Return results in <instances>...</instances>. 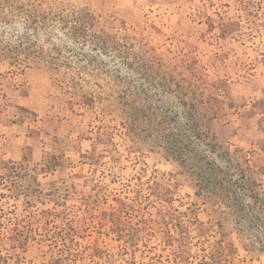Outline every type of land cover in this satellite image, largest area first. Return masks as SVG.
I'll use <instances>...</instances> for the list:
<instances>
[{"label":"rangeland","instance_id":"1","mask_svg":"<svg viewBox=\"0 0 264 264\" xmlns=\"http://www.w3.org/2000/svg\"><path fill=\"white\" fill-rule=\"evenodd\" d=\"M84 9L95 17L97 39L88 36L89 19L81 14ZM260 15L264 18V9ZM107 18L103 10L89 7L84 0H0V57L4 56L0 73H10L18 85L23 84L21 94L28 87L27 69L33 76H37L33 71L44 73L46 83L40 84L48 92L47 101L65 118L60 127L74 131L72 140L58 139L50 151L63 155L60 168L44 178L39 175L38 181L54 182L65 189L72 185L80 194L98 184V203L84 206L80 203L83 196L65 203L68 219L79 234L72 246L80 258L76 264H127L132 257L135 264H157L154 254L162 248L157 231L143 232L131 250L109 231L103 218L117 208L116 199L128 197L134 203L135 216L154 220L159 204L149 196L153 182L165 184L174 193L173 207L184 213L185 220L194 221L195 215L198 221L196 227L187 224L193 264H264V155L258 146L264 142V26L253 38L243 33L246 47L233 50L229 40L211 45V37L207 45L196 41L198 34L173 33L170 24L162 35L151 30L141 35L138 27L128 28ZM192 47H196L194 52ZM181 48L203 62L208 82L218 79L226 83L229 101L224 100L221 131L212 126L219 130L215 139L209 133L212 140L206 138L202 122L189 141L175 133L182 151L170 159L161 136L183 124V107L173 94L148 86L141 65L162 63L164 74L171 75L173 68L176 74L174 65ZM6 49L9 52L3 53ZM12 59L21 62L20 66L12 67ZM122 80L124 87L131 82L145 88L150 99L142 100L148 106L144 112H156L162 125H153L152 119L133 124L128 120L129 110L118 98ZM1 85L2 92L16 95L5 81ZM187 95L189 98V92ZM174 116L178 121L170 125ZM186 128L180 126L184 137ZM79 136L91 138V148L88 142L80 143ZM211 174L222 179L220 187L213 188L202 179L209 181ZM6 194V188L0 186V195ZM23 202L22 198H0V208L14 220L29 223L28 216L35 211H24ZM36 207L48 209L52 203ZM60 226L52 220L48 226L30 231L32 238L19 253L26 264H49L60 254L65 238ZM93 247L118 257L109 263L94 259L89 249ZM6 249L3 244L2 254Z\"/></svg>","mask_w":264,"mask_h":264},{"label":"trees","instance_id":"2","mask_svg":"<svg viewBox=\"0 0 264 264\" xmlns=\"http://www.w3.org/2000/svg\"><path fill=\"white\" fill-rule=\"evenodd\" d=\"M81 14L86 15L89 19L87 28L89 32L88 36L92 39H97L98 36L93 34L95 28L94 22H96L94 15L89 10L85 9ZM78 31L82 30L78 29ZM98 32L100 34L104 33L102 31ZM76 34V32H71L73 36ZM80 34L79 36L83 38L84 36L86 37V34ZM7 52H9L8 49L3 53ZM3 58L4 56L1 55L0 62ZM26 60L25 64L28 66V61L26 62ZM12 61L9 62V64L14 67L20 66L21 62ZM162 65V63H156L154 65L150 62H145L141 65V69H143L144 79L148 86L153 87L156 92L166 90V92L173 94L183 107V112H181V114L184 120L182 122L185 127H187L184 131L188 132L189 136L186 135V137H184L181 135L180 126L183 124L179 123V126L176 125V121L178 120L175 116L171 118L170 125L174 124L176 126L170 128L171 131L169 134L161 136L164 141L166 156L172 159L180 156L182 151L176 138H174L175 133L176 137L181 136L182 139L186 138V140L189 141L191 132H198L202 124L206 129V138L209 137L210 140H212L211 137L213 139L217 137V130L216 128L213 129L212 126L215 124L217 129H221L219 127L220 118L224 117L225 114L223 106L225 104L224 100H229L226 98L228 96H225V93H227L226 83L218 80L208 82L204 77L203 68L197 63L192 53H187L184 59H181L179 65H175L178 69L176 74L174 68L172 69L171 75L164 74L161 70ZM0 79V87H2V81H5L16 94L19 93L21 87L22 89L24 87L23 84L18 85L15 77L10 73H0ZM119 82H121V80ZM122 82L123 87L119 90L118 94L120 95L118 98L123 101V106L129 110L128 120L133 124L143 119H152L153 125H162V122L158 121V119L156 120L158 117L156 112L145 113V109L148 108V106L142 100L147 101L150 99L145 88H143L142 85L138 87L131 82L127 84V87H124V80H122ZM187 92L190 94L189 98ZM15 103V95L9 96L0 89V115L3 113L4 109L13 108L15 110V115L30 119L33 114L25 109L17 107ZM144 104L145 108L143 106ZM228 104V107H230L232 103L230 102ZM161 127L162 130L166 129L165 126ZM153 131L158 132L156 128H154ZM202 136L203 135H201L200 138ZM155 138L159 139L158 136H155ZM258 146L261 153L264 155V142L260 141ZM57 160L58 157L49 156L48 160L39 163L29 164V162L23 160L20 162L4 163L0 167V186L1 189L2 186L6 188V197L14 201H18L22 198L24 201V211L30 209H34L35 211L34 214H29L28 216L30 222L24 223L22 220H14L10 213L7 215L4 213L3 209L0 208V249L3 244L5 247L7 246L3 254L0 251V264H26L24 258L21 257L19 253L24 252L27 243L31 240L30 231L32 233V229L48 226L52 220L60 222L61 226L58 229L62 231V235L65 238L62 244L63 249L60 254L52 258L49 264H76L77 259H80L77 258L76 250L72 248L75 244L74 240L76 237H79V234L76 232L74 226L71 225L70 218L68 219V211L66 209L67 207H65V203L73 199L78 201L82 196L84 198L80 200L82 201L80 203L84 206L90 203H98L100 200L98 184H95V186L91 185V187L88 188L89 192L84 194H80L81 192L76 193L77 191L72 185L65 189L64 187L61 188L57 186V183L54 182L41 184L38 181V176L54 171L55 167L59 166ZM209 178V181H207L206 177L202 176V179H205L206 183L209 182V185L213 188L215 185L221 186L220 183L222 179L218 178V176L211 174ZM209 194H212V192L209 191ZM149 196L154 202L159 204L155 210L156 216L154 220H144V218L135 216L137 212L134 209V203L128 197H123L122 199L115 200L118 204L115 210L103 216V218H105L104 221L109 224V231L119 241L124 243L125 247L127 246L132 250L137 246L138 237L141 236L143 232L146 230H155L160 235V243L162 245L160 253L154 254L155 263L193 264L191 262L190 242L187 236V224L194 225L195 227L198 225L195 215L194 221L184 219V213L179 212L173 207L174 193L169 190L165 184L153 182L149 191ZM6 197L0 195L1 199ZM48 203H52L51 208H41L38 210L36 207H43ZM57 207H63L64 209L58 210ZM124 217L128 218L129 221L126 223L122 222ZM132 218L136 219L134 223L130 222ZM151 227H153V229ZM89 249L92 258L99 259L105 263L114 261L115 258L118 257L117 255L115 256L114 254H108L103 250H99L98 247ZM210 257L212 258V255ZM127 264H135L134 258L132 257Z\"/></svg>","mask_w":264,"mask_h":264},{"label":"crops","instance_id":"3","mask_svg":"<svg viewBox=\"0 0 264 264\" xmlns=\"http://www.w3.org/2000/svg\"><path fill=\"white\" fill-rule=\"evenodd\" d=\"M84 1L91 8L103 10L109 17L107 19H116L128 28L138 27L141 35L147 34L150 30L162 35L166 33L162 29L168 28L170 24L174 27L173 33L176 31L177 34L188 37L198 34L196 41L205 42L207 45L211 37L213 38L211 45L213 43L221 45L222 42L227 43L229 40L233 43L231 45L233 50L246 47L247 43L241 39L243 33L246 32V36L250 39L261 33L260 30L264 26V18L260 15L264 9V0ZM230 10H232L231 15ZM190 40V38L186 39L189 44H191ZM192 50L194 52L196 47H192ZM186 54L182 49L177 57L178 64L175 65H179ZM193 56L204 72L203 62L196 55ZM33 73L37 76H33L30 70H26L24 76L28 83L27 91L15 95L16 106L33 114L31 118L15 115L13 108L4 109L0 115V167L4 163L23 160L29 164L39 163L48 160L49 156L58 157L59 164V159L63 155L54 154L50 152L51 149L56 147L58 139L72 140L74 131L67 130V132L60 127L64 123V115L47 101L48 92L41 86L42 83H46L44 73L40 74L39 71H33ZM204 77L206 78L205 72ZM206 80L209 81L207 78ZM216 80L218 79L212 81ZM75 133L77 134L76 131ZM78 138L80 143L88 142L91 148V138L83 136ZM58 168L60 166L55 167L52 172ZM45 175L40 177L44 178Z\"/></svg>","mask_w":264,"mask_h":264}]
</instances>
